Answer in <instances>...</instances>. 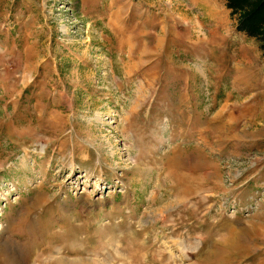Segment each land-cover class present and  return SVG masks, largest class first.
<instances>
[{"label":"rangeland","instance_id":"374dc122","mask_svg":"<svg viewBox=\"0 0 264 264\" xmlns=\"http://www.w3.org/2000/svg\"><path fill=\"white\" fill-rule=\"evenodd\" d=\"M0 264H264V0H0Z\"/></svg>","mask_w":264,"mask_h":264}]
</instances>
